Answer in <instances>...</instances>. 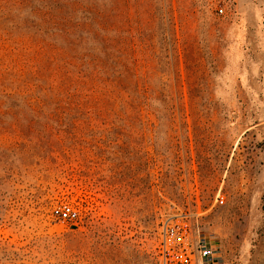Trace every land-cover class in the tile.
<instances>
[{"label": "rangeland", "instance_id": "rangeland-1", "mask_svg": "<svg viewBox=\"0 0 264 264\" xmlns=\"http://www.w3.org/2000/svg\"><path fill=\"white\" fill-rule=\"evenodd\" d=\"M5 1L1 71L16 62L17 84L50 85L66 62L39 42L80 40L78 53L104 58L94 7L111 10L130 96L147 106L0 115V264H156L157 229L181 213L218 238L221 264H264V0ZM33 11L76 31L60 36Z\"/></svg>", "mask_w": 264, "mask_h": 264}, {"label": "trees", "instance_id": "trees-1", "mask_svg": "<svg viewBox=\"0 0 264 264\" xmlns=\"http://www.w3.org/2000/svg\"><path fill=\"white\" fill-rule=\"evenodd\" d=\"M1 2L5 0H0ZM8 1L0 5V52L4 53V57L12 56L9 50L10 46L2 44L10 43L12 31L3 28L10 20L4 19L2 8L6 6ZM31 2L28 0H19L14 3L13 7H28ZM33 13L41 18L43 22L55 30L60 36L69 38L72 32L76 31V26L67 24L68 20L60 15L51 14L49 11ZM91 16L88 18L87 27L92 31L93 38L101 47V52L104 58H93L90 53L80 54L76 48L81 46V41L70 42V48L67 51H61L56 47L37 44V53L45 55L43 51L49 50L52 53L50 59L54 60L62 54L66 57L61 68L57 67L52 72L49 79L50 85L40 76L36 83L22 81V84H17L21 71L17 70L16 62L12 61V68H6L1 71L4 63L2 62L3 56L0 59V115L10 111H17L20 107L25 108L31 113H41L50 106L54 110H96L107 114L126 113L129 109H142L147 106V101L136 100L130 96L129 87L133 85L131 82V71L129 70L125 61L117 59L115 52H121L126 57L127 43L121 40L116 35L118 30L114 26L113 15L111 10L108 13L100 12L92 7L87 10ZM3 18V19H2ZM96 30H94V29ZM4 36V37H3ZM8 50V54L6 51ZM78 62V63H77ZM34 74L38 75L39 71L34 67ZM5 75L8 78H5ZM8 81V83L5 82ZM135 83V87L138 86ZM133 86V87H134ZM77 92H80L83 102L78 100ZM61 95V96H59ZM50 98V99H49ZM50 100V102H48ZM52 100V101H51ZM78 102H75V101ZM143 103V104H142ZM65 105V106H64Z\"/></svg>", "mask_w": 264, "mask_h": 264}, {"label": "built area", "instance_id": "built-area-1", "mask_svg": "<svg viewBox=\"0 0 264 264\" xmlns=\"http://www.w3.org/2000/svg\"><path fill=\"white\" fill-rule=\"evenodd\" d=\"M217 202L223 203L218 197ZM64 220L75 221V210L66 209ZM156 264H221L222 254L216 236L196 229L189 215L181 213L160 223L156 234Z\"/></svg>", "mask_w": 264, "mask_h": 264}]
</instances>
